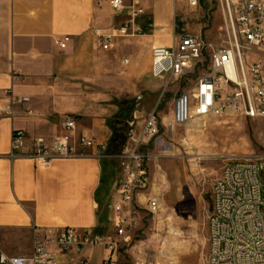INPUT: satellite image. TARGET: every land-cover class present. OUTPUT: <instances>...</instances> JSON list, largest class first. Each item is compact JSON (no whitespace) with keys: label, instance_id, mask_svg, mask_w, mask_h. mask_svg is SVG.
<instances>
[{"label":"crops","instance_id":"obj_1","mask_svg":"<svg viewBox=\"0 0 264 264\" xmlns=\"http://www.w3.org/2000/svg\"><path fill=\"white\" fill-rule=\"evenodd\" d=\"M214 2L201 0L192 7L189 0H124V7L115 10L97 0H0L3 253L31 255L36 229L73 227L104 234L108 222L114 232L113 191L122 167L116 156L128 145L125 122L131 116L114 100H130L150 88L146 79L152 76L154 47H174L184 35L222 46L223 12ZM136 8L143 13L134 18L130 35L116 39L108 51L98 48L95 31L120 28ZM189 10L197 18L189 19ZM65 37L70 41L62 49L59 43ZM119 55H125L123 60ZM12 97H27L29 102L14 104ZM67 117L76 120L77 138L86 135L105 151L89 150L85 156L58 157L48 166L38 165L28 155L31 145L37 138L51 141L66 133L62 123ZM14 131L26 135L16 157L11 147ZM109 171L115 178L104 187L102 180ZM148 195H138L135 209H145ZM107 252L103 248L72 252L63 264H79L84 258L90 264H104Z\"/></svg>","mask_w":264,"mask_h":264},{"label":"built area","instance_id":"obj_2","mask_svg":"<svg viewBox=\"0 0 264 264\" xmlns=\"http://www.w3.org/2000/svg\"><path fill=\"white\" fill-rule=\"evenodd\" d=\"M105 1L115 9L124 7V0ZM192 7L197 0H189ZM225 38L215 47L204 38L181 36L174 47H154L152 76L168 78L175 83L187 77L209 59L206 75L197 79L195 90L181 94L175 101L173 121L185 126L194 119L223 117L235 114L250 119L264 118V62L252 60L254 51L264 52V0H220ZM134 9L125 25L112 32L95 31L98 48L111 49L118 38L128 37L134 18L142 14ZM69 37L61 41L66 48ZM14 104L29 102V98L12 97ZM31 113V111H29ZM66 133L51 141L37 138L28 151H105L94 139L76 136L77 123L67 117L62 123ZM160 117L156 110L145 119L140 133L128 137L124 151H146L159 136ZM26 135L12 134V151H23ZM121 176L113 191L111 222L113 236H102L91 229L67 227L59 230L36 229L34 250L29 256H9L0 250V264H63L72 252L103 248L112 253L120 244L131 240L137 225L134 204L139 194L150 189L148 167H120ZM264 167H224L212 189V211L209 216L208 264H264ZM159 201L151 193L145 210L151 214L159 210ZM79 264H90L82 259ZM105 264H113L107 259Z\"/></svg>","mask_w":264,"mask_h":264},{"label":"rangeland","instance_id":"obj_3","mask_svg":"<svg viewBox=\"0 0 264 264\" xmlns=\"http://www.w3.org/2000/svg\"><path fill=\"white\" fill-rule=\"evenodd\" d=\"M214 3L221 7L220 0ZM187 16L197 18V13L189 10ZM175 24L180 29V21ZM124 56L119 58L123 60ZM249 56L264 62L263 51H254ZM209 67L206 59L175 83L168 78L150 76L146 79L150 88L141 90L130 100H114L131 112L125 122L129 130L126 140L130 132H141L150 112L156 110L159 114V136L145 151L150 155L146 163L150 190L145 194L151 193L160 206L153 214L140 207L135 209L139 211L136 212L138 223L130 242L120 244L112 253L107 252L104 264L110 258L116 259L113 264H208V221L215 180L229 164L264 156V118L228 114L194 119L185 126L174 124L176 99L195 90L197 79L206 75ZM105 227L106 233L98 235L113 236L108 222Z\"/></svg>","mask_w":264,"mask_h":264},{"label":"bare ground","instance_id":"obj_4","mask_svg":"<svg viewBox=\"0 0 264 264\" xmlns=\"http://www.w3.org/2000/svg\"><path fill=\"white\" fill-rule=\"evenodd\" d=\"M13 152L12 157H16L19 151ZM88 154L90 153L86 151H30L28 155L35 159L38 165L48 166L58 157L69 158ZM118 158L123 162V167H146V163L150 161V155L145 151H124ZM226 167H264V156L238 161Z\"/></svg>","mask_w":264,"mask_h":264},{"label":"trees","instance_id":"obj_5","mask_svg":"<svg viewBox=\"0 0 264 264\" xmlns=\"http://www.w3.org/2000/svg\"><path fill=\"white\" fill-rule=\"evenodd\" d=\"M112 174H113V171H109L108 176H106V177L104 176V178L102 180V186L105 187L108 184V182L111 183L112 179L114 180L115 177H112L114 175V174L113 175Z\"/></svg>","mask_w":264,"mask_h":264}]
</instances>
